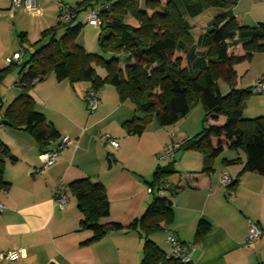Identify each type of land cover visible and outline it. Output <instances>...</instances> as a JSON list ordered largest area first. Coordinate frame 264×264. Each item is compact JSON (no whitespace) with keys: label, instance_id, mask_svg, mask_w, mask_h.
<instances>
[{"label":"crops","instance_id":"0c3cea01","mask_svg":"<svg viewBox=\"0 0 264 264\" xmlns=\"http://www.w3.org/2000/svg\"><path fill=\"white\" fill-rule=\"evenodd\" d=\"M83 1L36 0L38 12L32 14L24 7L12 11L11 0H0V71L12 67L6 78L11 82L16 80L15 83L19 81L21 64L29 60L27 55L30 57L39 48L35 44L46 30L59 24L60 4L74 7ZM173 1L190 25L193 44L186 48L188 56L206 53L212 45L208 35L210 23L222 9L209 8L190 17L181 0ZM263 4L258 0H240L232 11L242 16L245 25L255 26L264 22ZM96 6L90 5L77 17L84 14L83 30L77 43L85 49L88 47L84 24H87L88 11ZM91 27L97 30L96 37L99 38L100 29ZM20 34L25 37L20 38ZM22 48L27 51L23 49L25 55L20 64L7 66V60ZM232 51L243 53V44H238ZM234 69L233 87L249 90L264 76V52L253 54L249 61ZM17 72L19 76H13ZM76 85L58 82L50 74L31 91L35 107L42 108L36 110L44 114L60 134V139L54 141L50 149H56L64 138L72 141V145L59 155L55 166L43 169L39 145L28 132L2 126L0 138L17 161H7L4 178L10 187L0 192L3 206L0 210V253L19 252L20 256L15 261H0V264H141L144 240L137 230L109 232L101 240L88 243L93 233L82 229L83 216L77 201L71 199L70 205L61 210L55 204L54 189L63 185L70 193V184L84 178L101 182L110 202V217L102 223L129 225L139 220L154 200L148 190L158 166L177 172L172 176L175 182L169 178L175 187L179 173L204 169L205 153L180 149L184 142L203 130V113L195 114L201 109L204 112L201 103L194 105L175 126L160 127L153 122L141 136H129L123 123L139 115L131 103H122L116 89L107 85L99 93L97 112L87 116L84 98L89 85L81 86L82 98L72 90H79ZM219 87L222 92L220 84ZM231 89L229 85L226 93ZM67 97L73 104L65 101ZM200 105L201 109L198 108ZM244 117H264V95L253 94L248 98ZM99 134L110 135L119 143V148L98 144ZM166 146H178L175 157L178 161L174 165L158 161ZM246 159L243 149L225 150L214 158L209 177L200 176L175 195L168 191V199L174 203L173 221L162 231L164 237L154 234L151 240L169 253L171 248L165 239L168 233H173L181 243L194 247L193 264H264V176L242 173ZM235 160L239 161L231 163ZM224 174L235 182L234 186L220 184ZM201 222L209 229L197 239ZM252 224L262 231V235L256 242L248 244Z\"/></svg>","mask_w":264,"mask_h":264},{"label":"trees","instance_id":"16d2710c","mask_svg":"<svg viewBox=\"0 0 264 264\" xmlns=\"http://www.w3.org/2000/svg\"><path fill=\"white\" fill-rule=\"evenodd\" d=\"M181 1L190 17L209 8L222 9L210 23L208 35L212 45L206 53L188 56L186 48L193 44L190 25L173 0H143V4L142 0H85L70 7L74 15L71 22H59L46 30L35 44L39 48L21 64L18 81L21 92L5 110L2 126L28 132L39 145L41 154L51 151L52 143L60 139V134L44 114L36 111L31 91L36 83L53 74L58 82L68 81L72 86L88 84L86 95L91 91L99 95L105 86H113L120 101L131 103L141 115L123 123L129 136H141L154 119L161 127L175 125L194 105L201 103L205 112L203 130L184 142L180 149L205 153V166L201 172L179 173L177 186L169 190L174 195L200 176L209 177L214 158L225 150L243 149L247 159L242 173L264 176V117L245 118V102L253 93L251 88L233 87L235 66L249 61L255 53L264 52V22L245 25L242 16L232 11L240 0ZM106 2L112 6L101 15L98 44L105 53L113 55L109 60L89 53L77 43L83 30V25L76 23L77 17L90 5ZM238 44H243V53L232 51ZM122 54L126 55L125 59L121 58ZM99 66L105 69V77L99 76ZM11 69L0 71V82ZM222 79L232 88L226 94L219 87ZM8 160L16 162L17 158L0 138V192L10 187L4 178ZM176 173L171 168L158 166L151 187L170 180ZM69 190L83 216L82 229L93 233L88 243L101 240L109 232L134 229L144 240L141 264H183L168 258L170 252L166 253L151 240L152 235L173 221V200L163 197L168 191L162 196L154 194L153 202L139 220L129 225L118 222L106 225L102 221L110 217V202L104 184L84 178L72 182ZM208 229L201 222L197 239Z\"/></svg>","mask_w":264,"mask_h":264},{"label":"built area","instance_id":"2783aa9c","mask_svg":"<svg viewBox=\"0 0 264 264\" xmlns=\"http://www.w3.org/2000/svg\"><path fill=\"white\" fill-rule=\"evenodd\" d=\"M263 1L264 0H258ZM12 11H16L20 7H24L28 12L35 14L38 12L36 10V0H11ZM112 6L111 2H106L97 5L95 8H92L88 11L86 17V23L100 29L102 26L101 15L103 12L109 10ZM73 10L70 6L65 4H60V22L69 23L73 19ZM25 51L22 49L17 53L12 59L7 60V66H10L13 63L20 64ZM251 91L255 95H264V76L259 78L251 87ZM85 102L87 110L93 114L97 112L99 107V95L97 92L91 91L85 96ZM0 126H2V116L0 115ZM101 143L109 144L114 149L119 148V143L114 140L110 135L99 134L97 137ZM72 145V141L67 137L62 140L60 145L51 151H47L40 155V160L42 161L43 169H49L55 166L58 162L59 155L69 146ZM178 146H166L163 148L162 153L159 156L160 161H171L175 160L176 152ZM232 179L224 174L221 178L220 184L222 186L229 187L232 185ZM175 186L171 183L170 180H162L156 186L149 188V193L162 196L165 192L169 190H174ZM54 201L58 208L61 210L66 209L71 202L70 194L65 186L59 185L54 191ZM0 210H3V206L0 204ZM262 235V231L255 225L250 226V234L248 238V244L256 242ZM166 242L170 246V256L168 258H174L179 260L183 264H193V253L194 247L181 243L173 233H168L166 236ZM20 256L19 252L11 253H0V261H15Z\"/></svg>","mask_w":264,"mask_h":264},{"label":"rangeland","instance_id":"374dc122","mask_svg":"<svg viewBox=\"0 0 264 264\" xmlns=\"http://www.w3.org/2000/svg\"><path fill=\"white\" fill-rule=\"evenodd\" d=\"M259 2H263V1H259ZM264 3V2H263ZM142 4H143V0H142ZM143 6V5H142ZM263 6H264V4H263ZM83 17H84V14H82L81 15V17L79 18V19H77V21H76V23H82L83 24V22H82V20H83ZM97 31V30H96ZM96 31L93 29V27H91V25H89V24H84V32H85V34H86V43H87V51L89 52V53H92V54H96V55H99V56H102L103 58H106L107 60H109V59H111L112 57H113V55L112 54H108V53H105L102 49H101V47L99 46V44H98V37H96ZM80 39H82V37L80 38ZM81 42V41H80ZM29 58V54L27 55V57H26V59H28ZM121 58L122 59H125L126 58V55H124V54H122L121 55ZM25 59V58H24ZM19 72V71H18ZM18 72L16 73V74H13V76H15V77H17V76H19L18 75ZM97 72H98V74H99V76H101V77H105L106 76V71H105V69L103 68V67H101V66H99L98 68H97ZM1 79V78H0ZM11 79L10 78H5V79H3L1 82H0V115H2V114H4V112H5V110L12 104V102L20 95V89H19V87H18V82L17 83H15L16 82V80H15V82H11L10 81ZM81 85H76V86H79V90L77 91V89L75 88H73L72 90L74 91V92H76V94H78L81 98H82V92H81V86H86V84L85 83H80ZM219 84H220V86H221V89H222V92H223V94L225 93L226 94V89H227V87L229 86V84H228V82L227 81H224L223 79L222 80H220L219 81ZM110 88H114V87H110ZM102 91V90H101ZM65 101L66 102H70V103H72V101L67 97L66 99H65ZM84 102H85V98H84ZM73 104V103H72ZM85 105H86V102L84 103ZM198 108H200L201 109V105L198 107ZM35 109H37V110H39V109H42L41 107H38V106H36L35 107ZM36 110V111H37ZM191 111V110H190ZM85 112H86V114H87V116H90L91 115V113L87 110V106H86V108H85ZM196 112V111H195ZM194 112V113H195ZM199 113H195L196 114V116H199L200 114H201V112L203 113V119H204V117H205V112H203V110L201 109V111H198ZM198 114V115H197ZM140 115V114H139ZM141 116V115H140ZM182 120V119H181ZM181 120L180 121H178L176 124H178V123H180L181 122ZM153 122H155V123H157L158 124V122L154 119V121ZM152 122V123H153ZM151 123V124H152ZM150 124V125H151ZM175 124V125H176ZM159 125V124H158ZM175 125H172V126H175ZM161 127V126H160ZM169 127H171V126H169ZM2 129H3V127L2 126H0V132L2 131ZM96 142H98V144H103V143H101V141L97 138L96 139ZM176 155H177V153H176ZM159 159V158H158ZM158 161H160V160H158ZM178 160H176V158H175V160H171V161H165V162H167V163H163L164 165H168L169 163H171L172 165H174L176 162H177ZM184 173H187V172H184ZM170 178H172V181L173 182H175V179L171 176ZM169 194H168V192L163 196L164 198H169ZM70 198L72 199V202H76V199H75V197H73L72 195L70 196ZM156 234H158V236L161 238V237H164V232H162V231H159V232H156Z\"/></svg>","mask_w":264,"mask_h":264}]
</instances>
